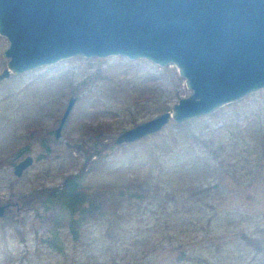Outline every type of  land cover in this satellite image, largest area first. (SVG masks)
I'll return each mask as SVG.
<instances>
[{"label": "rangeland", "instance_id": "obj_1", "mask_svg": "<svg viewBox=\"0 0 264 264\" xmlns=\"http://www.w3.org/2000/svg\"><path fill=\"white\" fill-rule=\"evenodd\" d=\"M8 43L0 34V72ZM190 91L174 63L121 54H76L1 77L0 204L6 206L0 264H125L135 254L140 264H264V246L257 251L255 241L243 237L263 240L258 229L264 227V87L209 114L181 123L170 118L156 132L114 142L119 131ZM70 95L76 100L56 137ZM104 142V156H90ZM26 154L33 161L17 175L14 163ZM76 171L87 197L98 186L133 176L178 193L206 187L207 195L178 206L167 222L153 213L140 221L114 216L112 223L107 215L86 217L76 241L83 244L74 250L70 211L55 207L52 190ZM115 195L116 190L100 194L108 214ZM133 224L143 228L142 237L125 230V238L111 240ZM159 237L164 240L157 244ZM143 249L150 250L145 257Z\"/></svg>", "mask_w": 264, "mask_h": 264}, {"label": "water", "instance_id": "obj_2", "mask_svg": "<svg viewBox=\"0 0 264 264\" xmlns=\"http://www.w3.org/2000/svg\"><path fill=\"white\" fill-rule=\"evenodd\" d=\"M6 67L0 78L76 54L174 63L191 91L119 131L114 142L181 123L264 87V0H0ZM76 100L70 95L55 136ZM33 161L14 163L20 175ZM6 204H0V216Z\"/></svg>", "mask_w": 264, "mask_h": 264}, {"label": "trees", "instance_id": "obj_3", "mask_svg": "<svg viewBox=\"0 0 264 264\" xmlns=\"http://www.w3.org/2000/svg\"><path fill=\"white\" fill-rule=\"evenodd\" d=\"M97 128L98 126L95 130H98ZM97 143L98 141H96V144ZM106 144V142L102 144V149L98 147L94 148L91 151L90 156L94 154L95 158H97L102 154L103 157L104 152H101V150L106 148ZM106 162L107 160H103V163ZM161 169L162 167H159V170ZM81 178H83V176L79 175V171L70 172L64 177L61 185L54 187L52 190L56 201L55 207L70 211L69 225L71 226L70 232L75 240L73 245L74 250L83 244L76 241H78L80 235L83 234V228L80 226H83L82 224L84 221L88 220L86 217H93V215L96 214L95 217L100 218L103 215H107L112 223V218L114 216L117 218L118 216L123 217L124 215H127L124 220H132V218L135 217L140 221V216L143 214L153 213L156 219H162L167 222L172 219L173 213L176 212L178 206L197 204L198 202L205 200L204 198L207 195L206 187H197L193 190L189 187H184L183 193H178L177 189L166 188L159 183L151 185V181L146 179L142 180L133 176L121 184L111 183L98 186L95 188V191L87 197L85 186L82 183ZM113 190L117 191V195L111 197L114 205L111 214H108L104 207L105 201L103 198H100V194L107 195L108 191L111 192ZM170 209L171 211H168ZM76 213L77 216L75 215ZM125 230L128 232L130 231L132 234L131 237L135 239L142 237L144 234L143 228H140L138 224H133V226L128 227L127 229H122L114 234V236H110L111 233H113V229L108 227L107 234L112 237L111 240L119 241L126 237L127 234H123ZM259 231H261L260 235L263 234L262 239L264 240V227H260L258 229V232ZM253 236L255 235L243 233L245 239H250L252 242L255 241L254 243H256V245H254V247H257V251L263 250L264 241H259L258 238L255 240ZM158 240L157 244L163 242L164 238L159 237ZM148 252H150V250L143 249L141 252L142 257L147 256L149 254ZM122 256L123 255L115 257L114 261H118V258ZM136 256L137 255L135 254L133 258H127L125 264H132L133 261H135V264H140L141 256Z\"/></svg>", "mask_w": 264, "mask_h": 264}]
</instances>
